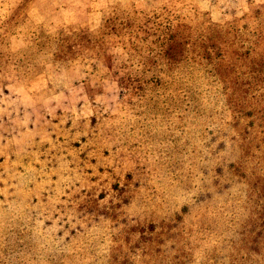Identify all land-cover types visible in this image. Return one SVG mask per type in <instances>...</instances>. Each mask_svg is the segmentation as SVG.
<instances>
[{"label":"rangeland","instance_id":"obj_1","mask_svg":"<svg viewBox=\"0 0 264 264\" xmlns=\"http://www.w3.org/2000/svg\"><path fill=\"white\" fill-rule=\"evenodd\" d=\"M103 23L40 30L30 59L0 42V264H264V3L124 0ZM58 57L115 82L113 110L12 125L7 93Z\"/></svg>","mask_w":264,"mask_h":264},{"label":"crops","instance_id":"obj_2","mask_svg":"<svg viewBox=\"0 0 264 264\" xmlns=\"http://www.w3.org/2000/svg\"><path fill=\"white\" fill-rule=\"evenodd\" d=\"M123 1L0 0V42L12 46L21 56L42 43V38L36 36L40 30L74 36L94 32L104 24L106 13ZM28 53L26 58L30 59ZM61 64L58 57L25 90L7 93L4 104L12 125L30 128L34 124L35 130H41L47 116L70 114L76 119H88L99 110H113L119 93L115 82L95 79L92 71L83 66Z\"/></svg>","mask_w":264,"mask_h":264},{"label":"trees","instance_id":"obj_3","mask_svg":"<svg viewBox=\"0 0 264 264\" xmlns=\"http://www.w3.org/2000/svg\"><path fill=\"white\" fill-rule=\"evenodd\" d=\"M210 59V58H209ZM225 59L226 58H214V62H215V64H217L218 66V68H217V70H220V72H221V70L223 69V67H224V64H225ZM212 64V63H211ZM222 73V72H221ZM221 73H219V72H217V74L219 75V76H222V75H220Z\"/></svg>","mask_w":264,"mask_h":264},{"label":"clouds","instance_id":"obj_4","mask_svg":"<svg viewBox=\"0 0 264 264\" xmlns=\"http://www.w3.org/2000/svg\"><path fill=\"white\" fill-rule=\"evenodd\" d=\"M77 2H83V0H77ZM100 3H104V0H99ZM257 3H264V0H257Z\"/></svg>","mask_w":264,"mask_h":264}]
</instances>
